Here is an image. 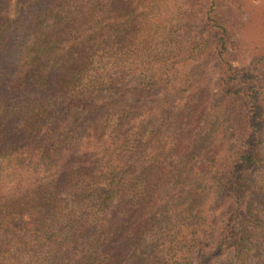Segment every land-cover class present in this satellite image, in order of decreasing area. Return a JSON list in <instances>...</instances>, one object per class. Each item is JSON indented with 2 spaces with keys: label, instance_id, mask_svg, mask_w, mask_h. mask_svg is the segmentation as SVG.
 Returning <instances> with one entry per match:
<instances>
[{
  "label": "trees",
  "instance_id": "trees-1",
  "mask_svg": "<svg viewBox=\"0 0 264 264\" xmlns=\"http://www.w3.org/2000/svg\"><path fill=\"white\" fill-rule=\"evenodd\" d=\"M232 1L207 12L216 77L183 22L129 102L148 12L0 0V264H264V54L229 61Z\"/></svg>",
  "mask_w": 264,
  "mask_h": 264
},
{
  "label": "rangeland",
  "instance_id": "rangeland-1",
  "mask_svg": "<svg viewBox=\"0 0 264 264\" xmlns=\"http://www.w3.org/2000/svg\"><path fill=\"white\" fill-rule=\"evenodd\" d=\"M128 1V0H125ZM132 2L134 8L139 13H149L150 26L141 22L143 32L139 31L136 35L137 40L126 52L127 57L125 62L126 74L125 83H123V92L126 93L125 99L131 102L132 98L129 96V92L134 89L140 80H145V76L148 75V71L153 66H157L160 63L158 57L162 52L169 53L170 49L174 48V45L169 48L170 35L175 33L173 27L179 28L180 25L189 23L191 30L188 34H185L186 39L183 51L187 54L190 50L195 51V57H190V61L186 62L185 65L190 67H198L203 63L207 62L212 73L217 74V68L213 53L216 50V40L211 33V25H209L207 12L211 4V0H129ZM236 1V0H234ZM241 1L242 5L240 17L232 15L233 20L231 21L234 26L230 35V42H241L239 44L240 49L233 51V46L230 48L229 61L234 64L235 67H247L252 64H256L259 56L264 54V48L260 50L262 40L264 39V7L259 8L264 0H247ZM22 0H15V6L19 7ZM193 4H192V3ZM235 6L232 0H216V9L212 13L223 14V8L227 4ZM191 7V8H190ZM258 9V10H255ZM188 11V12H186ZM186 12V13H185ZM251 13H257L259 20L256 23L254 30L246 28V22L250 19ZM212 16V15H211ZM241 28V29H240ZM245 29V31L243 30ZM149 30V31H148ZM245 34L246 40L244 39L243 33ZM252 35H255L252 39ZM176 36V35H174ZM249 36V37H248ZM106 52L105 67L107 72H116V64L108 61V54ZM212 55V56H211ZM187 58V55H186ZM98 58L92 56L93 66L97 67ZM207 70H209L207 68ZM264 75L262 73L260 76ZM124 82V81H123ZM217 90L213 91L216 94ZM258 237V236H257Z\"/></svg>",
  "mask_w": 264,
  "mask_h": 264
}]
</instances>
